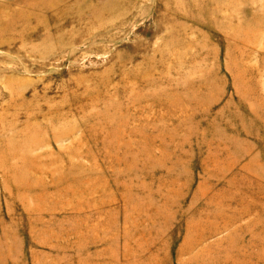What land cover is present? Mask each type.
Instances as JSON below:
<instances>
[{"label": "rangeland", "instance_id": "obj_1", "mask_svg": "<svg viewBox=\"0 0 264 264\" xmlns=\"http://www.w3.org/2000/svg\"><path fill=\"white\" fill-rule=\"evenodd\" d=\"M0 164V264H264V0H0Z\"/></svg>", "mask_w": 264, "mask_h": 264}, {"label": "bare ground", "instance_id": "obj_2", "mask_svg": "<svg viewBox=\"0 0 264 264\" xmlns=\"http://www.w3.org/2000/svg\"><path fill=\"white\" fill-rule=\"evenodd\" d=\"M60 138H61V137H60ZM65 139H66V138H65ZM6 154H8V153H6ZM57 157H58V156H57ZM55 158H56V157H55ZM24 159H25V158H24ZM24 159H23V160H24ZM57 159H59V158H57ZM16 160H17V159H16ZM21 160H22V159H21ZM7 161H8V159H6V162H7ZM30 161H31V160H30ZM23 162H24V161H23ZM4 163H5V162H4ZM27 164H28V163H27ZM0 165H1V164H0ZM2 165H3V164H2ZM29 165L31 166V164H29ZM29 165H28V166H29ZM33 165H34V164H33ZM28 166H27V167H28ZM32 167H35V165L32 166ZM36 167H37V166H36ZM38 167H39V166H38ZM38 167H37V168H38ZM73 169H74V167H73ZM73 169H72V170H73ZM75 169H76V167H75ZM25 170H26V169H25ZM28 170H29V169H28ZM31 170L33 171L34 169H31ZM31 170H29V171L31 172ZM70 170H71V169H70ZM35 171H37V169H35ZM38 171H39V168H38ZM25 172H26V171H25ZM24 176H26V175H24ZM24 176H23V177H24ZM37 182H38V181H37ZM71 183H72V182H71ZM73 183H74V182H73ZM69 184H70V183H69ZM74 184H75V183H74ZM31 185H32V184H31ZM36 185H38V183H37ZM52 185H53V183H52ZM70 185H71V184H70ZM70 185H69V186H70ZM72 185H73V184H72ZM50 186H51V184H50ZM54 186H55V184H54ZM56 186H57V185H56ZM59 186H60V185H59ZM59 186H58V187H59ZM20 187H21V186H20ZM24 187H25V186H24ZM27 187H28V186H27ZM36 187H37V186H36ZM48 187H49V186H48ZM60 187H61V186H60ZM70 187H71V186H70ZM70 187H69V188H70ZM73 187H74V186H73ZM28 188H30V187H28ZM42 188H43V187H42ZM62 188H64V187H61V189H62ZM19 189H20V188H19ZM56 189H57V188H56ZM65 189H66V188H65ZM72 189H73V188H72ZM33 190H34V189H33ZM39 190H40V189H39ZM39 190H38V191H39ZM70 190H71V189H70ZM38 191L36 190V192H38ZM26 192H27V191H26ZM29 193H30V192H29ZM42 195H45V193H43Z\"/></svg>", "mask_w": 264, "mask_h": 264}]
</instances>
